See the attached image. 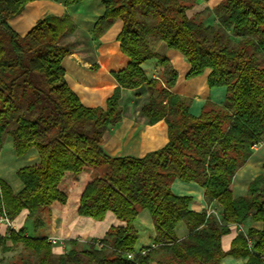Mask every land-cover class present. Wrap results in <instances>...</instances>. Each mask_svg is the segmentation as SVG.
Listing matches in <instances>:
<instances>
[{
  "label": "trees",
  "instance_id": "1",
  "mask_svg": "<svg viewBox=\"0 0 264 264\" xmlns=\"http://www.w3.org/2000/svg\"><path fill=\"white\" fill-rule=\"evenodd\" d=\"M34 1L0 0V151L10 136L18 157L31 148L41 156L39 164L17 170L24 185L19 193L0 179V215L13 222L27 211L35 232L9 228L0 235L5 253L26 251L25 259L7 264H221L226 256L264 264V229L250 227L229 251L222 248L231 226L264 223V166L245 195L236 198L232 190L237 172L264 141V0H222L214 9L216 25L187 16L198 0H102L104 13L93 36L121 20L117 41L130 58L125 70L113 74L118 87L106 108L83 105L66 81L63 60L72 51L61 40L77 29L68 14L45 16L25 35L12 27L11 20ZM53 1L68 7L85 0ZM159 43L185 56L188 79L210 70L207 83L225 87V101H208L193 116L191 99L172 91L178 72L156 52ZM154 58L161 70L150 79L143 64ZM143 85L150 101L142 114L151 125L166 123L168 142L141 158L111 156L103 137L122 119V89ZM176 179L201 186L220 218L190 210L192 198L172 192ZM53 209L95 221L110 212L124 226L84 248L70 240V250L56 256L48 237L36 235L48 226ZM142 210L150 212L156 236L153 247L137 253L134 223ZM180 222L189 230L183 240L175 234Z\"/></svg>",
  "mask_w": 264,
  "mask_h": 264
},
{
  "label": "crops",
  "instance_id": "2",
  "mask_svg": "<svg viewBox=\"0 0 264 264\" xmlns=\"http://www.w3.org/2000/svg\"><path fill=\"white\" fill-rule=\"evenodd\" d=\"M222 0H198L196 5L187 11L188 17H202L205 9H216ZM104 13L102 0H85L83 3L65 7L63 3L53 0H37L26 5L21 15L11 20L12 27L21 35H25L45 16H64L68 14L77 25L72 34H67L61 44L68 46L72 53L63 60L68 85L80 98V101L89 108H106L107 99L110 98L118 83L114 73H119L127 68L130 58L124 55L117 37L122 29V21H116L104 34L95 38L93 28L97 19ZM16 25L18 28H16ZM156 52L169 58L176 71L178 81L172 89L174 94L191 99L190 113L200 116L205 104L209 101L221 105L226 98L225 87L210 88L208 77L210 70L202 75L188 79L190 65L185 56L179 51L167 49L159 43ZM143 68L150 79L160 75L157 59H152L143 64ZM149 91L146 85L137 89H122L120 105L122 119L120 122L108 126L103 137L104 150L111 156L144 157L147 153L156 151L168 142L167 125L161 121L151 125L148 118L142 114V108L149 103ZM40 155L36 148H31L24 156L18 157L14 149V140L8 136L0 151V179L7 182L15 193H19L24 185L17 176V170L40 163ZM264 166V141L255 147L254 154L248 162L237 172L233 181V194L236 198L245 195L250 183L263 173ZM89 176L86 172L80 177V182ZM172 192L178 196L192 198L190 210L202 213L208 211L210 205L205 199V190L197 183H186L179 179L174 180ZM48 221V239L64 241L63 245L53 246L56 256L66 254L71 245L70 240L79 241V247L84 248L85 243L100 241L112 227L124 226L112 213H107L103 221L71 214L69 211L53 209ZM134 226L138 232L136 252H144L153 247L152 238L156 236V228L148 210H142ZM257 225L246 223L240 226H231L229 234L222 238V248L229 251L234 239L240 232H247L250 227ZM12 227L19 230L26 227L28 236L34 235V222L28 219V212L24 211L12 222ZM9 226L0 225V235L6 236ZM178 240L189 236L185 222H180L175 228ZM9 245V244H8ZM0 253H5L0 248ZM9 253V252H8ZM7 254V253H6ZM247 258L226 256L221 264H247ZM152 264H157L153 262Z\"/></svg>",
  "mask_w": 264,
  "mask_h": 264
},
{
  "label": "rangeland",
  "instance_id": "3",
  "mask_svg": "<svg viewBox=\"0 0 264 264\" xmlns=\"http://www.w3.org/2000/svg\"><path fill=\"white\" fill-rule=\"evenodd\" d=\"M214 9H205L204 12H202V17L205 19V23L208 25H216L217 24V17L214 15ZM16 28L17 25H16ZM230 36L231 40L233 41L232 43H236L238 39L233 37L231 34H228ZM7 138V137H6ZM5 138V140H6ZM5 142V141H4ZM50 220V219H49ZM257 228L259 229H264V223L257 224ZM50 233L49 231V226H47L45 229L40 230L36 233V235H44L48 236ZM26 258V251L23 250V248H17L16 250L9 252V253H0V264H7L8 262H20L21 259Z\"/></svg>",
  "mask_w": 264,
  "mask_h": 264
},
{
  "label": "built area",
  "instance_id": "4",
  "mask_svg": "<svg viewBox=\"0 0 264 264\" xmlns=\"http://www.w3.org/2000/svg\"><path fill=\"white\" fill-rule=\"evenodd\" d=\"M207 214H208V216H216V217L220 218L219 217V212L214 207H212V206H210V208L208 209ZM3 223L7 224L9 226V228H13L12 227V222H10V220L8 219V217L6 216V214L0 215V225L3 224ZM48 242L52 246L63 245L64 244V241L59 240V239H48ZM249 244H250V246H252L253 241L252 240H249ZM129 258H133V256L132 255H129Z\"/></svg>",
  "mask_w": 264,
  "mask_h": 264
}]
</instances>
